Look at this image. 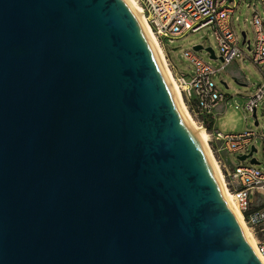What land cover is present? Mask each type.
I'll return each instance as SVG.
<instances>
[{"label":"water","instance_id":"water-1","mask_svg":"<svg viewBox=\"0 0 264 264\" xmlns=\"http://www.w3.org/2000/svg\"><path fill=\"white\" fill-rule=\"evenodd\" d=\"M0 264H260L123 0H0Z\"/></svg>","mask_w":264,"mask_h":264},{"label":"built area","instance_id":"built-area-1","mask_svg":"<svg viewBox=\"0 0 264 264\" xmlns=\"http://www.w3.org/2000/svg\"><path fill=\"white\" fill-rule=\"evenodd\" d=\"M147 23L155 34L161 47L163 41L172 43L174 38L187 32L195 33L209 27L217 45L221 67L213 68L209 63L198 57L194 49L184 50L182 57L191 66V75L175 74V82L182 94L186 107L198 116L209 115L220 104L226 102L217 88L213 78L219 75L226 65L235 59H244L246 55L238 48L237 36L231 26V20L240 3L251 10V18L245 19L252 29V40L242 37L246 44L251 62L259 69L262 82L254 92L247 96L242 109L249 115L254 114V125L259 126L257 108L264 106V0H137ZM237 20V18H236ZM239 108V106H235ZM202 127L203 122H200ZM203 128V127H202ZM207 133V143L222 149L228 154L247 156L244 160L254 159L258 164L226 165V186L234 202L242 213L244 224L255 238V248L264 260V207L250 210L251 197L264 192V129L261 134L246 130L240 133H222L217 129L203 128ZM261 143V161L252 157L257 151L254 142ZM209 146V147H210ZM211 149V148H210Z\"/></svg>","mask_w":264,"mask_h":264},{"label":"rangeland","instance_id":"rangeland-1","mask_svg":"<svg viewBox=\"0 0 264 264\" xmlns=\"http://www.w3.org/2000/svg\"><path fill=\"white\" fill-rule=\"evenodd\" d=\"M137 1V0H136ZM139 4V3H138ZM251 10L244 7V3H240L238 9L235 11L232 20L231 26L235 35L237 36L238 48L246 55L244 59H235L234 65L239 71L240 76L249 82V86H244L237 79L233 78L229 70L216 75L213 80L219 89V91L226 96V102L223 106V111L215 115L214 127L222 133H240L246 130L253 131L257 134H261L264 129V106L260 105L257 108V119L259 126L254 125V119L248 113H245L242 109L243 105L247 100V96L256 88L261 82L262 78L260 75L259 69L251 62L250 53L247 50L246 44H242V33L245 34L246 40H252L253 34L251 26L245 22V19L249 20L251 18ZM237 18V20H236ZM158 42V40H157ZM159 44V42H158ZM160 48L163 51L165 60L167 62L168 68L174 77L175 74H182L190 78L191 75V66L185 61L182 57V52L184 50H192L195 46H201L202 50L196 51V54L203 61L209 63L213 68H218L222 65V62L219 59H211L210 54L206 49L210 48L214 52V56L219 58V53L217 45L212 36V31L209 27L204 28L198 32L191 33L187 32L181 37L174 38L172 43H169L168 40L163 41V47L159 44ZM185 105V104H184ZM186 106V105H185ZM239 106V108H235ZM188 113L194 120V122L201 127L200 121L201 117L196 114L193 109L189 110L186 107ZM203 128H207L205 124L202 125ZM254 142L256 152L253 153L252 157L257 161H261V143L259 139H255ZM210 146V145H209ZM211 150L212 147L210 146ZM212 155L217 161L222 175H226V172L223 168L224 163L228 166H235L239 164H249V160L245 162H240L238 157L241 154H226L222 149L213 145ZM227 156V161H224V158ZM224 177V176H223ZM226 181V179H224ZM226 183V182H225ZM255 205V204H254ZM257 207L260 203L258 202ZM255 205V207H256ZM251 232V231H250Z\"/></svg>","mask_w":264,"mask_h":264},{"label":"bare ground","instance_id":"bare-ground-1","mask_svg":"<svg viewBox=\"0 0 264 264\" xmlns=\"http://www.w3.org/2000/svg\"><path fill=\"white\" fill-rule=\"evenodd\" d=\"M123 1L128 6V8L131 10L132 14L136 18L137 22L139 23L140 27L142 28V30L144 31L145 35L147 36L149 40V43L158 60L161 73L166 79L171 89L174 110H175V113L180 123L182 124L186 132L192 137L198 149L204 155L206 162L208 164L209 173L211 174L223 199L229 206L230 211L236 223L240 227L241 232L243 233L245 239L247 240L249 246L251 247L253 253L255 254L258 262L260 264H264V260L256 252L255 238L253 237L252 233L249 231L247 226L244 224L242 213L239 210L236 203L234 202L232 195L228 191L226 183L224 181V177H223L224 175H222L220 167L212 155L211 149L207 143V133L202 127H199L194 122V120L188 113L186 106L184 105L185 103L182 98V94L179 90L177 83L175 82V78L172 76V73L170 72L168 68L163 51L157 42V38L155 34L153 33V31L151 30L150 26L147 23V19L145 15L143 14V11L140 5L138 4L136 0H123Z\"/></svg>","mask_w":264,"mask_h":264},{"label":"crops","instance_id":"crops-1","mask_svg":"<svg viewBox=\"0 0 264 264\" xmlns=\"http://www.w3.org/2000/svg\"><path fill=\"white\" fill-rule=\"evenodd\" d=\"M234 63L235 62L233 61L232 63L226 65L222 72H225L226 70H229V72H230V74L232 75L233 78L237 79L244 86H249L250 85L249 82H247L246 79H244L242 76H240L239 71L236 69V66L234 65ZM219 67H221V65ZM254 90L255 89L253 88L252 91L249 93V95L251 93H253ZM223 104H225V103H223ZM223 106L224 105L220 104L212 111L211 114L200 116L201 117V121L200 122H203L205 124V126L207 127V129H215V127H214L215 115L221 113L224 110ZM224 161H227V156L224 158ZM258 202L260 203L259 207H257V205H256ZM254 204L256 205V207H255ZM263 207H264V192L255 193L251 197V204H250L249 212L259 210V209H261Z\"/></svg>","mask_w":264,"mask_h":264}]
</instances>
